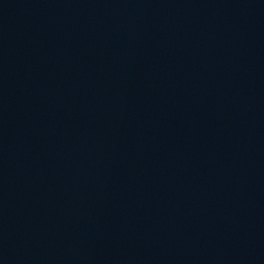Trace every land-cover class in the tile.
<instances>
[{"label":"water","instance_id":"water-1","mask_svg":"<svg viewBox=\"0 0 264 264\" xmlns=\"http://www.w3.org/2000/svg\"><path fill=\"white\" fill-rule=\"evenodd\" d=\"M0 264H264V0H0Z\"/></svg>","mask_w":264,"mask_h":264}]
</instances>
